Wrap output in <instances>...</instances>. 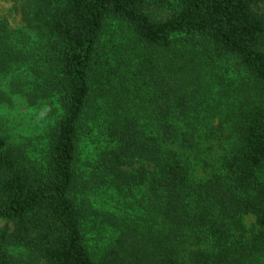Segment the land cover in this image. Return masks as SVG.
I'll return each instance as SVG.
<instances>
[{
  "label": "trees",
  "instance_id": "1",
  "mask_svg": "<svg viewBox=\"0 0 264 264\" xmlns=\"http://www.w3.org/2000/svg\"><path fill=\"white\" fill-rule=\"evenodd\" d=\"M27 1L40 39L0 19V264H264V0Z\"/></svg>",
  "mask_w": 264,
  "mask_h": 264
},
{
  "label": "rangeland",
  "instance_id": "2",
  "mask_svg": "<svg viewBox=\"0 0 264 264\" xmlns=\"http://www.w3.org/2000/svg\"><path fill=\"white\" fill-rule=\"evenodd\" d=\"M26 5H28L27 0H0V19H3L11 28L22 29L30 32L33 37H36L35 32L27 27L25 16L28 14V8ZM178 6L179 5L174 3L173 0H150L146 5V9L155 19H165L172 16L178 9ZM35 39H40V36ZM16 103L22 104L20 100H17ZM21 109H24V115L21 119V121L24 122V125L21 127V130L31 131L32 127L30 124L36 123L37 120L35 118L30 119V113L26 110L25 106ZM14 110L15 108L12 107V114ZM4 113L5 108L0 105V118L4 115ZM53 121H55L54 117ZM103 123L102 119L96 118L95 116L88 119L87 131L84 133L81 141L80 165L85 172L90 171L92 165L97 159L100 149L105 142V129L102 128ZM34 137H36V135H34ZM35 142L36 144H40L38 145L40 147L38 150V156L40 157L44 153L47 140L37 139ZM90 200L100 213L108 212V206L104 202L103 195L93 193L90 195ZM245 220L249 227H251L252 223L255 221L254 216L252 215L246 216ZM5 223V220L0 219V226H3ZM100 234L102 242L104 243L112 233H110L106 227H103Z\"/></svg>",
  "mask_w": 264,
  "mask_h": 264
}]
</instances>
